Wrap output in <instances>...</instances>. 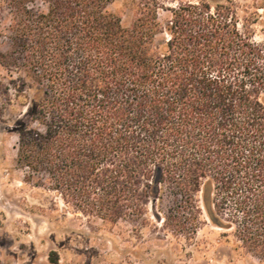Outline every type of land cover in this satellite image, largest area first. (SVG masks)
<instances>
[{
  "label": "trees",
  "instance_id": "16d2710c",
  "mask_svg": "<svg viewBox=\"0 0 264 264\" xmlns=\"http://www.w3.org/2000/svg\"><path fill=\"white\" fill-rule=\"evenodd\" d=\"M36 1L7 0L0 52L27 78L10 101L26 108L13 132L28 179L109 226L167 188L164 225L208 221L264 261V46L236 4H178L162 23L144 1L125 28L106 0Z\"/></svg>",
  "mask_w": 264,
  "mask_h": 264
},
{
  "label": "rangeland",
  "instance_id": "374dc122",
  "mask_svg": "<svg viewBox=\"0 0 264 264\" xmlns=\"http://www.w3.org/2000/svg\"><path fill=\"white\" fill-rule=\"evenodd\" d=\"M106 9L131 26L139 3L151 0H106ZM158 19L170 18L168 9L199 0H155ZM211 4L226 0H207ZM238 15L254 29V41L264 46V0H232ZM35 8L43 6L37 0ZM9 10L0 0V52L9 50ZM166 36L156 37L160 42ZM27 78L21 70L0 65V264H264L236 249L225 231L202 223L193 232L165 219L179 198L163 188L147 200L138 221L121 220L109 226L65 205L43 186V176L28 179V170L16 163L14 127L26 121V108L12 99V82ZM56 259L55 263L51 259Z\"/></svg>",
  "mask_w": 264,
  "mask_h": 264
}]
</instances>
